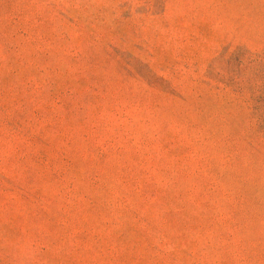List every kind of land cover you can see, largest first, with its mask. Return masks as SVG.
Instances as JSON below:
<instances>
[{"label": "rangeland", "instance_id": "rangeland-1", "mask_svg": "<svg viewBox=\"0 0 264 264\" xmlns=\"http://www.w3.org/2000/svg\"><path fill=\"white\" fill-rule=\"evenodd\" d=\"M0 264H264V0H0Z\"/></svg>", "mask_w": 264, "mask_h": 264}]
</instances>
